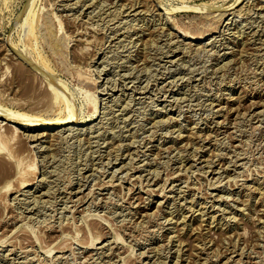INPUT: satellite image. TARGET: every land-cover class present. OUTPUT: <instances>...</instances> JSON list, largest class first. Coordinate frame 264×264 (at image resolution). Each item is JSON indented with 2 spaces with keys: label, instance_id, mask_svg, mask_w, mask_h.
Returning a JSON list of instances; mask_svg holds the SVG:
<instances>
[{
  "label": "rangeland",
  "instance_id": "obj_1",
  "mask_svg": "<svg viewBox=\"0 0 264 264\" xmlns=\"http://www.w3.org/2000/svg\"><path fill=\"white\" fill-rule=\"evenodd\" d=\"M0 45V107L70 116H0V264H264L262 0H0Z\"/></svg>",
  "mask_w": 264,
  "mask_h": 264
},
{
  "label": "bare ground",
  "instance_id": "obj_2",
  "mask_svg": "<svg viewBox=\"0 0 264 264\" xmlns=\"http://www.w3.org/2000/svg\"><path fill=\"white\" fill-rule=\"evenodd\" d=\"M263 2H264V0H262ZM77 3V2H76ZM247 5V4H246ZM263 6V5H262ZM258 7V6H257ZM259 9H260V7H259ZM101 10V9H100ZM30 10H27V12H26V15H25V17H24V20H23V23H22V25L24 26V25H26V27H27V33H29L30 31H32V29H33V24L32 23H29L28 22V20H27V18H28V16L30 15L29 13H31V12H29ZM54 17V16H53ZM60 23V22H59ZM58 26H61V25H58ZM60 28V27H59ZM29 31V32H28ZM178 31V30H177ZM31 34V33H30ZM24 36H25V34H24ZM188 38L190 39V41H192V40H200V37H198V36H196V37H190V36H188ZM189 41V42H190ZM188 44H190V43H188ZM262 46V45H261ZM3 46H1L0 45V54L2 55L3 54V52H5L4 54H6V51H7V49L6 48H4V49H1ZM6 47V46H5ZM27 50V49H26ZM175 50V49H174ZM3 56V55H2ZM40 58V57H39ZM29 59V58H28ZM229 59V58H228ZM41 60V59H40ZM24 72V71H23ZM50 88H51V92L55 95V96H57V95H60L57 91H56V88H52V86L51 85H48ZM49 88V89H50ZM53 96V95H52ZM54 96V98H56ZM61 96V95H60ZM92 96V97H91ZM93 94H91L90 93V96H89V101H88V107H89V110H90V112L92 113L91 115H89V117H91L92 118V116H94V113H95V101H94V99H93ZM53 99V98H52ZM258 105V104H257ZM123 107V106H122ZM258 112V111H257ZM260 112V111H259ZM26 114L25 113H22V114H18V115H13V114H11V112L9 113L8 111H6V109H3V108H1L0 107V116L1 117H7V118H11L12 120H15V119H17V120H23L22 122V128L23 129H26L28 126H30V128H31V126H40L41 128H40V130L38 131V133L37 134H39V135H42V136H44V135H47L48 134V132L46 131V129L47 128H50V127H54V126H59L60 125V123L61 122H63L64 120L65 121H67L68 119H70V116H69V114H67V116H64V117H58V118H55V119H49V120H43V119H38V118H36V116L35 117H30V116H25ZM18 116V117H17ZM19 116H20V118H19ZM88 116V115H87ZM90 119V118H89ZM89 119H87V120H85V121H89ZM0 124H5V123H2V121H0ZM24 125V126H23ZM65 128V127H64ZM8 128H5V132H10L8 135H9V141L11 140V139H14L13 137H16V136H14V135H16L14 132H17L15 129H13V128H11L12 130H10L9 131V129L7 130ZM17 129V128H16ZM2 134V133H1ZM0 134V136H2ZM4 134V133H3ZM50 135H51V133H50ZM180 135V134H179ZM4 136V135H3ZM2 136V137H3ZM38 136V135H37ZM53 136V135H52ZM34 138H35V136H34ZM40 139H41V137H40ZM39 139V141H41ZM43 139H45V138H43ZM38 140V139H37ZM8 141V140H7ZM36 141V140H35ZM4 148H2L1 146H0V161H3V160H5L6 162L7 161H10V159L11 158H13L12 157V153H10L8 150H5ZM179 152V151H178ZM178 154V153H177ZM180 154V153H179ZM1 159H3V160H1ZM14 159V158H13ZM17 160V159H16ZM4 162V161H3ZM16 162V161H15ZM10 163V162H9ZM18 163H19V161H18ZM17 163V164H18ZM211 163V162H210ZM20 164V163H19ZM28 165V164H27ZM209 166V165H208ZM19 169V168H18ZM18 169H16V171L14 172V174H12L11 175V173H10V175H9V173H8V175L7 174H5V176H7V178H9V177H15V175L16 174H19L20 173V171L18 170ZM19 171V172H18ZM22 171V170H21ZM23 172V174L25 175V177L27 176V174H25L24 173V170L22 171ZM22 172H21V175H23L22 174ZM25 172H27V170H25ZM29 173V172H28ZM20 175V174H19ZM18 176V175H16V176H18V178L17 177H15V178H17L18 180H17V185L19 186H22V185H26V182H28V180L27 179H25L23 176ZM14 178V179H15ZM179 180V179H178ZM206 180V179H205ZM11 181V180H10ZM10 181H9V179L8 180H6V182L5 181H3V187H5V189L6 188H8L9 186H10V184H8V183H10ZM15 181H16V179H15ZM105 181V180H104ZM29 183V182H28ZM27 183V184H28ZM7 185H9V186H7ZM13 186V185H12ZM24 188V187H23ZM9 189V188H8ZM20 189V188H19ZM141 189V188H140ZM178 189V188H177ZM157 203V202H156ZM262 209H264V208H262ZM89 216V215H88ZM98 216V215H97ZM16 218V217H15ZM96 218V217H95ZM89 219V218H88ZM93 220V219H92ZM70 221V220H69ZM91 221V220H90ZM86 222H88V221H86ZM171 222V221H170ZM95 225H97V224H95ZM94 225V226H95ZM177 225V224H176ZM15 226V225H14ZM19 227V226H18ZM92 228V227H91ZM23 230V229H22ZM66 231V230H65ZM92 231H93V229H92ZM62 232V231H61ZM60 232V233H61ZM68 232V231H67ZM64 232H62L61 233V235L63 234ZM15 234V233H14ZM13 234V235H14ZM97 234V233H96ZM5 235V234H4ZM3 235V236H4ZM101 235V234H100ZM100 235L98 236V238L100 237ZM20 237V236H19ZM94 237H96V236H94ZM1 238V237H0ZM15 238V237H14ZM98 238H95V240L96 241H99L98 240ZM1 239H3V238H1ZM33 239H35V238H33ZM56 239V238H55ZM63 239H64V237H63ZM100 239V238H99ZM6 240V239H5ZM8 240V239H7ZM62 240V239H61ZM94 240V241H95ZM116 240H118V239H116ZM3 241H4V239H3ZM13 241V240H12ZM27 241V240H26ZM91 241H93L92 239H91ZM95 241V242H96ZM172 242V241H171ZM91 243V242H90ZM102 243V242H101ZM118 243V242H117ZM49 245H52L51 244V242H50V244ZM57 245V244H56ZM102 245H104L103 243H102ZM101 245V246H102ZM108 245V244H107ZM118 245V244H117ZM48 247V246H47ZM100 247V246H99ZM60 248V247H59ZM21 249H22V247H21ZM48 249V248H47ZM46 249V250H47ZM48 250H50V249H48ZM59 250V249H58ZM120 251V250H119ZM120 256V255H119ZM158 256V255H157ZM230 259V258H229ZM240 259V258H239ZM187 260V259H186ZM39 261V260H38ZM223 262H224V260H223ZM124 263V262H123Z\"/></svg>",
  "mask_w": 264,
  "mask_h": 264
}]
</instances>
